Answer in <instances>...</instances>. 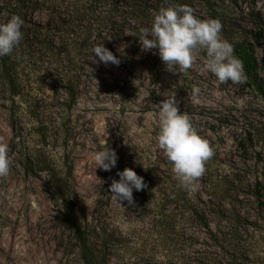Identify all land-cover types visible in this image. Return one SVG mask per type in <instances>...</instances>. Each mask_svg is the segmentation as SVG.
<instances>
[{"label": "rangeland", "instance_id": "374dc122", "mask_svg": "<svg viewBox=\"0 0 264 264\" xmlns=\"http://www.w3.org/2000/svg\"><path fill=\"white\" fill-rule=\"evenodd\" d=\"M164 3L0 0V24L19 15L25 44L13 50L21 93L12 97L0 78V140L12 161L0 178V264H81L68 242L70 208L115 237L107 264H264V101L245 82L220 83L205 53L186 72L177 66L173 73L158 50L143 51L139 30L151 27ZM168 3L219 19L229 42L250 41L264 82V0ZM100 42L118 66L92 63ZM69 82L77 91L72 103ZM172 91L214 149L192 195L179 186L156 139L157 105ZM11 100L21 105L17 134L9 126ZM105 142L117 154L110 171L93 159ZM126 167L152 186L134 189L132 205H120L109 190ZM184 194L196 197L216 241L187 211Z\"/></svg>", "mask_w": 264, "mask_h": 264}, {"label": "clouds", "instance_id": "9594fccd", "mask_svg": "<svg viewBox=\"0 0 264 264\" xmlns=\"http://www.w3.org/2000/svg\"><path fill=\"white\" fill-rule=\"evenodd\" d=\"M23 23L19 15L13 14L6 23L0 24V57L11 55L18 47L23 39ZM222 27L217 18L201 19L189 5L169 4L165 0L153 13L151 27H141L138 38L143 51L158 50L169 72L176 73L174 69L177 66L180 72H186L197 57L205 53L206 68L220 83H244L247 76L243 62L235 56L234 46L222 37ZM118 51L123 52V47ZM92 53L95 54L90 55L92 63L118 66L121 62L102 42L93 46ZM90 70V73L94 71ZM95 82L97 85L98 81ZM199 91V88H194L193 95ZM157 107L158 147L172 165L179 186L190 195L195 194L206 173V165L214 156V149L209 140L198 133L189 115L179 110L175 91L164 96ZM9 151V145L0 140V178L10 174L12 161ZM93 159L96 168L110 171L116 165L117 154L105 142L102 149L94 153ZM117 175L119 180L113 179L109 185L112 198L120 205L123 201L134 204L133 190L141 191L146 187L143 177L127 167Z\"/></svg>", "mask_w": 264, "mask_h": 264}, {"label": "trees", "instance_id": "16d2710c", "mask_svg": "<svg viewBox=\"0 0 264 264\" xmlns=\"http://www.w3.org/2000/svg\"><path fill=\"white\" fill-rule=\"evenodd\" d=\"M259 33H254V37H258ZM264 39V32L262 34ZM234 46V54L238 57L244 66V70L247 76L245 84L249 86L255 93H257L262 100L264 101V82L260 75L257 72L256 60L253 54V45L250 41L247 40H236L230 42ZM25 44L20 41L19 46H24ZM17 57L13 54L0 57V78L2 84L5 86V90L12 96L19 95L21 93L20 83L18 81V72L16 68ZM65 91L69 97V101L72 103L74 97L76 96V85L68 83L65 85ZM20 104H14V101L11 100V105L9 106V126L10 129L17 134V131L21 129L20 127ZM28 157L25 159L27 162ZM26 166L28 163H25ZM146 184L145 189H152L148 177L142 176ZM159 183H163L161 180ZM156 182V184H159ZM182 200L185 204L187 211L190 212L191 216L196 217L201 225L206 228L208 233V238L216 241V234L212 232L207 225L204 213L202 210L197 208L195 203V198L189 194H184ZM264 206V202L260 203ZM66 214L69 217V232L71 244L77 247L78 257L81 261V264H107L106 256L107 249L109 246H116L114 244V239L110 233L106 232L103 229H99L96 225H89L78 219L76 212L73 208H70L66 211ZM113 243L114 245L110 244ZM201 264V263H199Z\"/></svg>", "mask_w": 264, "mask_h": 264}]
</instances>
